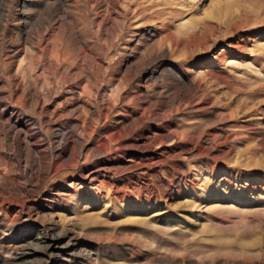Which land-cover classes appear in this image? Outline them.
<instances>
[{"label":"rangeland","instance_id":"obj_1","mask_svg":"<svg viewBox=\"0 0 264 264\" xmlns=\"http://www.w3.org/2000/svg\"><path fill=\"white\" fill-rule=\"evenodd\" d=\"M0 89V264H264V0H0Z\"/></svg>","mask_w":264,"mask_h":264},{"label":"bare ground","instance_id":"obj_2","mask_svg":"<svg viewBox=\"0 0 264 264\" xmlns=\"http://www.w3.org/2000/svg\"><path fill=\"white\" fill-rule=\"evenodd\" d=\"M101 18V17H100ZM97 21V20H96ZM102 21H100L101 23ZM103 24V23H102ZM19 54V52H18ZM17 54V56H18ZM21 60V59H20ZM23 60V59H22ZM94 60V58H93ZM24 61V60H23ZM49 62V61H48ZM84 59L83 58H79L78 60V68L82 69L83 71V63H84ZM21 64V63H19ZM102 61L99 58H95L94 62H93V68H95L97 71L98 69L101 67ZM51 66V65H50ZM58 66V65H57ZM77 65H75L76 67ZM66 67V66H65ZM54 68V67H53ZM56 68V67H55ZM63 70V69H62ZM88 70V69H87ZM91 70V69H89ZM101 70V69H100ZM93 70H91L92 72ZM85 72V71H84ZM100 72V71H99ZM61 73V72H60ZM74 73V72H73ZM76 73H78L76 71ZM67 74V73H66ZM94 74V73H93ZM73 75V74H72ZM76 74H74L73 76H75ZM13 78V77H12ZM76 78V76L74 77ZM22 79V78H21ZM65 79V78H64ZM69 79V78H68ZM77 80H75V82L73 84L70 83V85H66L68 88L65 89L62 93H59V97L55 98L54 97H48V101L51 103L50 106H48L47 108H40L39 112H38V120L42 121V122H47L49 124L50 127H56L54 126V122H53V118L55 117H61V113L63 112V108H66V106L69 103H73L72 105L77 108L76 110H80L83 113V109L80 107H77L76 105H80L82 104L81 98L78 97L76 95L75 90H83V87L80 85V82H78V78H76ZM15 80V79H14ZM81 80V79H79ZM22 81V80H21ZM72 82V81H71ZM21 83V82H20ZM66 84V82H65ZM68 84V82H67ZM86 85V84H84ZM11 86V85H10ZM23 86V85H22ZM24 87V86H23ZM85 88V86H84ZM14 95L18 94V90H19V86L15 85L14 87ZM29 90V89H27ZM31 90V89H30ZM33 90V89H32ZM62 90V89H61ZM24 91V90H23ZM36 91V90H34ZM34 91H30L27 93L28 96V100H32L33 103H37L38 104H45L46 102L41 101V98H39V96H37ZM24 94V93H23ZM50 94V93H49ZM12 95V96H14ZM25 95V94H24ZM51 95V94H50ZM2 96L1 93V89H0V97ZM30 97V98H29ZM23 99V98H22ZM7 100V99H5ZM12 100V99H11ZM3 102V100H2ZM57 102V103H56ZM1 103V101H0ZM35 108V107H34ZM73 111H70L69 114H72ZM120 113V112H119ZM61 114V115H60ZM68 114V115H69ZM122 114V113H121ZM42 115L44 116V118L42 117ZM70 117V116H69ZM38 120L33 117V115H31L28 112H24L22 111L19 107L12 105L10 103H6L5 105H3L2 109L0 108V126H2L3 128H5L7 131L6 132H11L12 136L14 138V140L16 141V143L18 144L19 147L22 146V144L24 145V147H26L28 150H30L29 152H33V158L31 159V161H29L28 166H26V169L28 167H30L31 169H36V171L41 174L44 171V169L46 168L45 165L48 164L45 161V149L40 150V145L38 144V141L35 138V135H39V136H43L44 134L41 132V130L39 129V122ZM126 122V121H125ZM124 122V123H125ZM3 131V130H2ZM69 131V130H68ZM43 134V135H42ZM64 135V134H63ZM67 135V134H66ZM73 135V132L70 130V136ZM47 136V135H46ZM68 136V137H70ZM165 136L168 137L170 136L169 133L165 132ZM44 138V137H43ZM72 139V138H71ZM45 144V143H42ZM139 148V147H138ZM50 156V155H49ZM47 157V156H46ZM51 159H53L51 157ZM30 160V159H29ZM27 164V163H26ZM50 164V163H49ZM103 169L102 166V162H98V164L94 167V169ZM92 178V176H88L87 177ZM93 180V178H92ZM91 180V181H92ZM52 240V239H51ZM1 243V242H0ZM243 246V247H242ZM241 248L243 250L244 249V245H242ZM58 244L56 243V241H52L50 248L51 250L57 251L58 250ZM224 249H229L228 247H224ZM66 251V250H65ZM241 251V250H240ZM244 252V251H241ZM250 252V251H249ZM252 252V251H251ZM261 252V250H259V253ZM246 253V251H245ZM59 254V253H58ZM61 255V254H60ZM242 263H246V262H242Z\"/></svg>","mask_w":264,"mask_h":264}]
</instances>
